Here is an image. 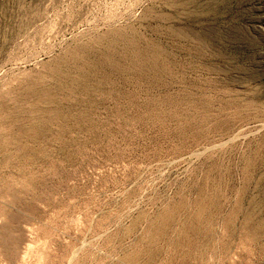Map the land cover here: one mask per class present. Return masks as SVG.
<instances>
[{"label":"rangeland","instance_id":"1","mask_svg":"<svg viewBox=\"0 0 264 264\" xmlns=\"http://www.w3.org/2000/svg\"><path fill=\"white\" fill-rule=\"evenodd\" d=\"M0 264H264V0H0Z\"/></svg>","mask_w":264,"mask_h":264},{"label":"bare ground","instance_id":"2","mask_svg":"<svg viewBox=\"0 0 264 264\" xmlns=\"http://www.w3.org/2000/svg\"><path fill=\"white\" fill-rule=\"evenodd\" d=\"M35 109V108H34ZM34 111V110H33ZM185 157V156H184Z\"/></svg>","mask_w":264,"mask_h":264}]
</instances>
